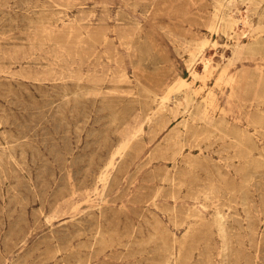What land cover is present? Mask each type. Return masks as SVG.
I'll use <instances>...</instances> for the list:
<instances>
[{
	"label": "rangeland",
	"instance_id": "obj_1",
	"mask_svg": "<svg viewBox=\"0 0 264 264\" xmlns=\"http://www.w3.org/2000/svg\"><path fill=\"white\" fill-rule=\"evenodd\" d=\"M244 3L0 0V264H264V0ZM199 38L216 68L190 85L228 136L178 116L122 147Z\"/></svg>",
	"mask_w": 264,
	"mask_h": 264
},
{
	"label": "bare ground",
	"instance_id": "obj_2",
	"mask_svg": "<svg viewBox=\"0 0 264 264\" xmlns=\"http://www.w3.org/2000/svg\"><path fill=\"white\" fill-rule=\"evenodd\" d=\"M254 0H252L253 2ZM256 2V1H255ZM251 3V4H255ZM260 2V1H259ZM246 3V0H245ZM244 3V5H245ZM247 9V7H246ZM226 11V10H225ZM247 11V10H246ZM245 12V11H244ZM258 12V11H257ZM256 13V12H255ZM243 14V13H242ZM248 14V13H247ZM232 10H227L224 14L226 23L228 24L230 18L232 17ZM249 16V15H248ZM247 16V17H248ZM254 17V16H253ZM244 18V17H243ZM249 18V17H248ZM262 18V17H260ZM82 19V18H81ZM241 19V18H240ZM246 20V19H244ZM260 20V19H259ZM249 21V20H248ZM205 22V21H204ZM252 22V21H251ZM250 22V23H251ZM249 23V24H250ZM263 23V22H262ZM208 24V22H207ZM244 24V23H241ZM259 24V23H258ZM219 21L215 23L214 25L207 26L208 30L210 32H218L219 31ZM237 25V24H236ZM240 25V24H239ZM237 25V26H239ZM262 25V24H261ZM264 25V24H263ZM262 25V26H263ZM206 26V24H205ZM243 27V25L241 26ZM256 27V26H255ZM226 28H230L229 25H227ZM251 28V27H250ZM232 31H234V34H239L237 28H231ZM241 29V28H240ZM261 29V27H260ZM264 29V28H263ZM32 31V30H31ZM245 31V30H244ZM252 31V30H251ZM172 33V32H170ZM34 34V33H33ZM169 34V32H168ZM190 34V33H189ZM211 34V33H210ZM121 35V34H120ZM85 36V35H84ZM99 36V35H98ZM128 36V35H127ZM211 36V35H210ZM216 37V36H215ZM243 37V36H242ZM30 38V37H29ZM33 38V37H32ZM85 38V37H84ZM185 38V37H184ZM28 40V38H27ZM47 40V39H46ZM187 40V38H186ZM208 38H199L194 41L193 48L191 49L192 56L189 59V62L187 61L185 64L186 73L187 76L190 78L188 81L187 76H183L178 70L173 69L174 77L173 79L165 84V90L164 93L159 97V100H156V95L153 96V101L156 102V106L154 108H151L148 113H146L144 117V123H141L138 125L137 128L133 130L129 138L127 139V142L123 144L122 147L127 145L129 141L134 140L139 133H142L144 130V124L152 122L154 126H159L160 128L167 127L168 124L173 120L177 119L178 116H181L180 119L176 122L178 126H175V132L182 136H184L185 133L189 134L192 133L195 134L198 129H200V132L202 131H208L212 132L213 130L220 134H224V132L221 131V129L218 126H215L213 124L214 117H212L208 112V105L211 102L208 98H203L201 101H198L196 98V95L198 91H196L190 83L194 81L195 79H200L204 81L207 77H209L215 70V66L213 65V60L211 57H207L202 53V49L204 48L205 43L207 42ZM261 40V39H260ZM29 41V40H28ZM264 41V38H263ZM30 42V41H29ZM185 42V41H184ZM262 42V41H261ZM55 43V42H54ZM125 43V42H123ZM131 43V42H130ZM190 43V42H189ZM41 44V43H40ZM60 44V43H59ZM127 44V43H126ZM96 45V44H95ZM94 45V46H95ZM133 45V44H132ZM182 45V44H181ZM208 45V44H207ZM41 46V45H40ZM187 46V45H186ZM212 46V45H211ZM215 46V43H214ZM237 46V45H236ZM188 47V46H187ZM34 48V47H33ZM52 48V47H51ZM186 49V48H185ZM251 50V49H250ZM248 51V50H247ZM234 49H231V53L233 54ZM255 52V50H254ZM121 53V52H120ZM197 56V57H194ZM219 57L222 59V61H225L227 64L231 62V56H227L224 54V52L219 53ZM110 59V58H109ZM196 60L201 64L202 69L198 70L196 66L194 65L196 63ZM69 64V63H68ZM81 64V63H80ZM98 65V64H97ZM117 65V64H116ZM104 66V65H103ZM102 66V67H103ZM124 66V65H123ZM133 66V65H132ZM122 67V66H121ZM227 65H224L221 67L217 74V79L224 78L227 82H229V78L227 75H225ZM247 67V66H246ZM135 68V67H134ZM172 70V69H171ZM172 72V71H171ZM134 73V72H132ZM184 73V72H183ZM225 76V77H224ZM138 77V76H137ZM187 77V78H186ZM136 81H138L136 79ZM150 87V86H149ZM151 88V87H150ZM209 101V102H208ZM212 125L213 129H210L208 126ZM153 126V127H154ZM208 127V128H207ZM153 129V128H152ZM154 130V129H153ZM152 130V131H153ZM149 132V131H148ZM173 133V132H172ZM222 136V135H221ZM224 136H228L224 134ZM231 136V135H230ZM229 136V137H230ZM177 137V136H176ZM150 138V137H149ZM154 138V137H153ZM179 138V137H178ZM177 138V139H178ZM125 139V138H124ZM180 139V138H179ZM223 139V138H222ZM230 139V138H229ZM183 141V139H181ZM231 140L233 143L237 145L238 141L231 137ZM181 141V142H182ZM144 142V141H143ZM231 142V143H232ZM136 143V142H134ZM133 143V144H134ZM225 144V143H224ZM135 146V145H134ZM182 147V146H180ZM226 148V147H225ZM234 148V146H233ZM224 149V148H223ZM248 149V148H247ZM178 150V149H177ZM180 150V149H179ZM241 150V149H240ZM239 150V151H240ZM250 151V150H249ZM179 152V151H178ZM243 152V151H242ZM177 153V152H175ZM229 153V152H228ZM245 154V153H244ZM237 155V154H236ZM253 155V154H252ZM206 156V155H205ZM239 156V155H237ZM245 157V156H244ZM238 158V157H237ZM174 160V159H173ZM185 162V161H184ZM190 164V163H189ZM173 165V164H172ZM253 166V165H252ZM168 169V168H167ZM239 169V168H237ZM236 169V170H237ZM242 170V169H241ZM243 170H245L243 168ZM177 171V170H175ZM174 171V172H175ZM247 172V171H245ZM244 172V173H245ZM254 172V171H253ZM251 173V172H250ZM167 177V176H166ZM176 178V177H175ZM249 178V177H248ZM252 178V177H251ZM253 178L252 180H254ZM250 180V178H249ZM174 182V181H173ZM178 182V181H177ZM254 182V181H253ZM179 186V185H178ZM173 187V186H172ZM219 189V188H217ZM221 189V188H220ZM232 193V192H230ZM223 194V193H222ZM221 196V195H220ZM225 197V196H224ZM229 200V199H228ZM220 201V200H219ZM154 203V202H153ZM155 204V203H154ZM223 205V204H222ZM225 205V203H224ZM222 212V211H220ZM228 216V215H227ZM227 219V217H225ZM224 225V224H223ZM226 227V226H225ZM227 229V228H226ZM194 231V230H193ZM227 234V233H226ZM203 237V236H202ZM201 238V237H200ZM174 239V238H173ZM172 239V240H173ZM171 240V239H170ZM196 240V239H195ZM174 242V240H173ZM259 245V244H258ZM257 245V246H258ZM168 247V246H167ZM195 247H193L194 249ZM170 250V249H169ZM166 251V249H165ZM164 251V252H165ZM166 256V255H165ZM166 260V259H165Z\"/></svg>",
	"mask_w": 264,
	"mask_h": 264
}]
</instances>
